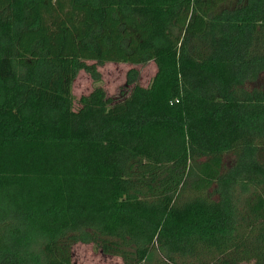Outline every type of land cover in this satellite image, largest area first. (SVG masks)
<instances>
[{
	"label": "trees",
	"instance_id": "trees-1",
	"mask_svg": "<svg viewBox=\"0 0 264 264\" xmlns=\"http://www.w3.org/2000/svg\"><path fill=\"white\" fill-rule=\"evenodd\" d=\"M150 62L74 109L79 72ZM78 243L264 264V0H0V264Z\"/></svg>",
	"mask_w": 264,
	"mask_h": 264
},
{
	"label": "rangeland",
	"instance_id": "rangeland-1",
	"mask_svg": "<svg viewBox=\"0 0 264 264\" xmlns=\"http://www.w3.org/2000/svg\"><path fill=\"white\" fill-rule=\"evenodd\" d=\"M100 82L95 84L85 72H79L72 84V96L74 98V109L79 107L78 100L87 96L94 88L100 87L107 97H117L121 90L130 88L126 85L128 73L135 72V84L147 87L156 73L155 65L150 62L145 66H134L129 64L107 63L97 67ZM128 86V87H126ZM73 264H121L120 259L103 255L91 244H76L72 247ZM253 264V263H243Z\"/></svg>",
	"mask_w": 264,
	"mask_h": 264
}]
</instances>
